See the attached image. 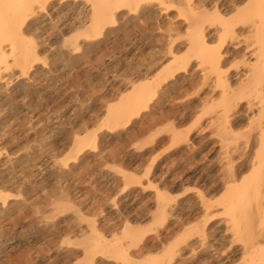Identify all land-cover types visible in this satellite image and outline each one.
Here are the masks:
<instances>
[{"label":"rangeland","instance_id":"obj_1","mask_svg":"<svg viewBox=\"0 0 264 264\" xmlns=\"http://www.w3.org/2000/svg\"><path fill=\"white\" fill-rule=\"evenodd\" d=\"M249 231L264 234V0H0V264H255Z\"/></svg>","mask_w":264,"mask_h":264},{"label":"bare ground","instance_id":"obj_2","mask_svg":"<svg viewBox=\"0 0 264 264\" xmlns=\"http://www.w3.org/2000/svg\"><path fill=\"white\" fill-rule=\"evenodd\" d=\"M163 2V0H162ZM223 4V3H222ZM86 9V8H85ZM230 10V9H229ZM229 14V13H228ZM56 15V14H55ZM83 18V17H82ZM88 22V21H87ZM72 27V26H71ZM206 28V27H205ZM209 28V27H208ZM211 29V28H210ZM206 31V30H205ZM205 39L202 40L201 45L202 48L207 47V42L205 43ZM28 43V42H27ZM221 44V43H220ZM225 44V43H224ZM223 47V46H222ZM240 49V48H239ZM33 55V54H32ZM252 55V54H251ZM212 53L211 51H206L204 49H201L199 51H195L192 53V55L189 57V60L184 57H175L174 60L169 63L167 66L161 68L158 70L155 75L149 80L144 81L143 83L135 86L133 88V93H135L134 99H131L127 101L120 109L112 111V113L109 115L108 121H107V128L110 130H116L117 128L126 125L130 122L131 118L134 117L137 114V108L139 109L143 102H146V99L149 97H154L159 95H163L165 91H163V84L166 81V74L171 73V76H175L180 72V70L183 69L186 61L189 63L191 60H208L211 58ZM5 57V56H4ZM31 61V60H30ZM222 62V61H221ZM191 66V65H190ZM220 69V68H219ZM31 71V70H30ZM206 74V73H204ZM147 75V74H146ZM236 76V75H235ZM168 79V78H167ZM12 81V80H11ZM230 83V82H229ZM171 89V88H170ZM163 91V93H162ZM167 91V90H166ZM137 94V95H136ZM158 95V96H159ZM159 105L162 104V101L160 100L158 102ZM110 109V108H109ZM143 110V109H141ZM140 110V111H141ZM111 111V109H110ZM140 113V112H139ZM138 116V115H137ZM176 129V128H175ZM255 138V137H254ZM74 146L72 155L67 159H65V162L69 164L72 160H77L79 157H81L84 152L86 146L84 145V140H78ZM91 144V143H90ZM248 159V158H247ZM246 170V169H245ZM240 173V172H239ZM198 179V178H197ZM237 179V178H236ZM206 185V184H205ZM4 198V197H3ZM2 198V199H3ZM12 201V200H11ZM226 201V200H225ZM14 202V201H13ZM12 203V202H11ZM258 206L251 205V210L248 213V220L250 222H254V225L257 223L258 220ZM208 221V220H207ZM207 225L211 224V220L207 222ZM206 225V224H205ZM232 235V234H231ZM193 237V236H192ZM261 237V238H260ZM165 239V238H164ZM246 244L248 247H253L254 244L257 246L256 248H259V250L254 255H258L260 252L262 253L264 251V234L257 235L255 231H249L246 236ZM167 242V241H166ZM227 242V241H226ZM261 247V249H260ZM254 248V247H253ZM255 248V249H256ZM254 249V250H255ZM252 252H254L252 250ZM105 254V253H104ZM212 254V253H211ZM133 256V255H132ZM255 258V257H254ZM223 260V259H222ZM226 260V259H225ZM255 264H264V258H257L254 261ZM221 264V263H220Z\"/></svg>","mask_w":264,"mask_h":264}]
</instances>
